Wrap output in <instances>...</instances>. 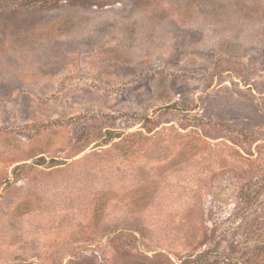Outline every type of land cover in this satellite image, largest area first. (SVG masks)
Wrapping results in <instances>:
<instances>
[{
	"label": "rangeland",
	"instance_id": "374dc122",
	"mask_svg": "<svg viewBox=\"0 0 264 264\" xmlns=\"http://www.w3.org/2000/svg\"><path fill=\"white\" fill-rule=\"evenodd\" d=\"M0 264H264V0H0Z\"/></svg>",
	"mask_w": 264,
	"mask_h": 264
}]
</instances>
